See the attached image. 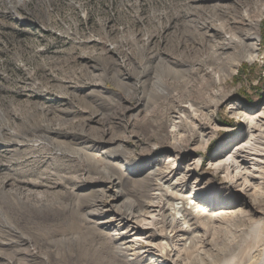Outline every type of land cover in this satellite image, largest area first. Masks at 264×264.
Masks as SVG:
<instances>
[{"label":"rangeland","instance_id":"obj_1","mask_svg":"<svg viewBox=\"0 0 264 264\" xmlns=\"http://www.w3.org/2000/svg\"><path fill=\"white\" fill-rule=\"evenodd\" d=\"M243 14L258 20L259 53L251 61L228 44L229 34L248 28ZM202 23L214 28L208 31L209 36L198 37L190 28L196 25L203 32ZM167 60L170 64L165 63ZM214 60L222 68L232 63L235 66L224 83L209 86L204 68H212ZM207 86L217 91L218 95L210 94L215 100L228 94L218 105L211 138L207 142L190 140L189 152L168 151L164 145L172 127V121L167 120L170 108L176 100L205 101L202 89ZM263 102L264 0H0L2 211L11 216L18 213L9 196L13 190H22L23 183L7 181L15 173L10 169L12 153L19 151L21 157L27 148L17 140L24 137L32 144L45 125L66 133L65 140L83 135L73 147L88 151L90 160L98 164L105 154H119L111 160L113 164L105 166L121 180L119 185L107 189L103 182H86L76 189L71 183L66 187L85 201L100 195L98 190L110 194L121 188L125 195L114 203L123 208L127 205L123 200L155 192L146 188L150 172L156 166L164 167L168 156H179L183 167L193 157L198 158L197 173L187 179V184L195 179L205 186L212 175L224 176V170L216 172L209 162L221 158L217 154H225L246 133V124L234 116L231 106L236 103L256 110ZM202 113L205 116L204 110ZM160 122L165 124L158 132ZM185 129H190V123ZM8 139L15 140L4 144ZM57 154L47 145L27 157L30 160L40 155L37 167L43 168ZM28 162L24 159L21 164ZM128 167L139 172L129 177ZM85 176L98 177L92 172ZM252 183L258 182L250 180L247 184ZM218 188L217 199L230 192L223 185ZM246 202L247 198L239 195L229 203L232 207L223 209H236L243 203V210H248ZM29 212L25 214L42 216ZM238 225L204 230L201 241L190 252L193 263H220L227 258H232V263L240 258L245 261L252 242L245 235L247 230L243 233L249 222ZM199 249L202 254H198ZM146 262L148 259L142 264Z\"/></svg>","mask_w":264,"mask_h":264},{"label":"bare ground","instance_id":"obj_2","mask_svg":"<svg viewBox=\"0 0 264 264\" xmlns=\"http://www.w3.org/2000/svg\"><path fill=\"white\" fill-rule=\"evenodd\" d=\"M257 21L243 14V22L248 28L233 31L228 36L229 47L236 52L241 51L243 59L250 61L259 53ZM190 28L198 37L209 36L208 31L214 29L205 23L200 28L203 32L196 25H190ZM165 63L170 64L168 60ZM210 65L212 68H204L209 86L224 83L235 66L232 63L228 68H222L217 60ZM209 86L202 89L205 101L176 100V104L170 108L167 120L172 121V127L164 145L168 151L186 149L189 152L187 147L190 140L207 142L211 138V124L218 105L228 98V94L215 100L210 94L215 96L218 93ZM231 110L238 120L246 124V133L225 154H217L216 157L221 158L209 162L216 172L224 170V176L218 178L212 175L205 186H200L201 182L195 179L187 184V179L197 173L198 158L193 157L183 167L178 161L179 156H168L164 167L156 166L150 172L152 175L149 173L151 182H147L146 188L155 192L150 196L145 193L123 200L127 201L123 208L114 203L125 195L121 188L110 194L98 190L102 192L100 195L85 201L79 196L74 197L77 192L66 187L71 183L76 189L86 182H103L107 184V189L119 185L121 180L106 169L119 154H105L101 157L102 164H98L97 160H90L88 151L79 152L73 147L83 135L77 137L75 134L72 139L65 140L67 134L52 129L50 125L43 126V131H39L32 144L28 143L27 138L19 137L17 141L20 146L27 148L25 153L20 152L24 153L21 157L17 149L12 153L10 169L15 173L7 181L24 185H20L22 190H13L9 196L17 208L16 215L4 214L0 205L1 264H142L147 259L148 262L144 264H194L190 252L201 241L204 230L232 227L238 223L246 226L247 222L249 228L246 227L243 233L247 230L245 235L252 241L247 247V259L243 261L240 258L232 263V258H227L211 264H264V195L260 194L264 193L261 190L264 188V102L256 110H248L234 103ZM187 123H190L188 130L185 129ZM164 124L158 123V132ZM209 133L210 136H207ZM13 140H3V143L10 144ZM47 145H52L58 151L57 155L50 157L49 164L43 168L37 167L40 155L28 160L29 153L44 149ZM22 158L29 161L28 164H21ZM76 159L80 161L75 163ZM90 161L94 163L93 166ZM120 168L123 166L120 165ZM134 169L126 168L127 176L139 172ZM91 172L98 177H83ZM175 175L172 183L165 186V182ZM250 180H257V185L247 184ZM220 185L230 192L217 199ZM38 187L42 188L36 190ZM183 187L189 189L188 192ZM145 195L147 199H144ZM239 195L247 198L248 210H243L244 202L236 209H223L232 207L229 203ZM27 211L42 216H27ZM255 215H258L257 218H254ZM159 238L161 240L155 242ZM197 252L202 254L201 249Z\"/></svg>","mask_w":264,"mask_h":264}]
</instances>
